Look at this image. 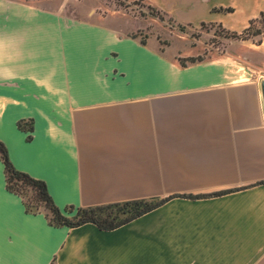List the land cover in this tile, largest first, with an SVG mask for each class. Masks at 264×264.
Wrapping results in <instances>:
<instances>
[{"label":"crops","instance_id":"obj_1","mask_svg":"<svg viewBox=\"0 0 264 264\" xmlns=\"http://www.w3.org/2000/svg\"><path fill=\"white\" fill-rule=\"evenodd\" d=\"M143 1L235 32L264 13V0ZM241 43L240 59L183 64L193 53L145 21L0 0V141L14 168L60 210L168 198L112 230L53 226L6 189L0 159V264H264V36Z\"/></svg>","mask_w":264,"mask_h":264},{"label":"rangeland","instance_id":"obj_2","mask_svg":"<svg viewBox=\"0 0 264 264\" xmlns=\"http://www.w3.org/2000/svg\"><path fill=\"white\" fill-rule=\"evenodd\" d=\"M27 2L44 8H53L72 17L89 19L94 14L108 13L117 17L137 22L145 21L148 29L152 30L162 45L174 43L178 49L191 51L193 54H180L181 59L189 57L211 58L230 53L240 59V50L243 49L241 40L228 37L223 27L218 24H203L197 26H183L175 24L161 12L155 15L143 0H14ZM154 13V15L152 14ZM162 17V18H159ZM133 26V24H130ZM256 29L264 32V21H256L250 33ZM133 33V32H132ZM141 34H144L142 31ZM260 35H252L248 39L260 40ZM189 53V52H188ZM254 77L249 74L248 78Z\"/></svg>","mask_w":264,"mask_h":264},{"label":"trees","instance_id":"obj_3","mask_svg":"<svg viewBox=\"0 0 264 264\" xmlns=\"http://www.w3.org/2000/svg\"><path fill=\"white\" fill-rule=\"evenodd\" d=\"M149 9H151L152 12L155 11V15L159 12L153 7H149ZM152 14L154 15V13ZM159 18L162 17L159 16ZM256 21H264V13H262L258 19L252 20L250 26L241 32L229 31L225 28H223V30L228 37L235 39H248L252 35L260 34L264 36V32L260 29H256L253 33H250ZM203 24L204 23H201V25ZM201 59V57H189L187 59H181V63L184 64L185 61L194 62ZM17 125L20 129H25V123L22 121H19ZM0 159L4 165L6 189L21 197L27 212L35 213L41 210L45 211L47 221L53 226H66L72 228L90 222L95 224L99 229L112 230L156 208L168 199H130L86 207H74L69 205L63 210H60L52 201L47 192L45 183L42 180L36 179L14 168L8 158L7 149L2 141H0ZM222 192L225 191L216 192L215 194H220ZM50 264H55L54 260L51 261Z\"/></svg>","mask_w":264,"mask_h":264},{"label":"water","instance_id":"obj_4","mask_svg":"<svg viewBox=\"0 0 264 264\" xmlns=\"http://www.w3.org/2000/svg\"><path fill=\"white\" fill-rule=\"evenodd\" d=\"M261 88H262V93H263V97H264V79H262V81H261Z\"/></svg>","mask_w":264,"mask_h":264}]
</instances>
